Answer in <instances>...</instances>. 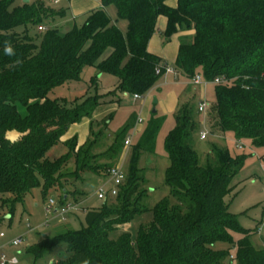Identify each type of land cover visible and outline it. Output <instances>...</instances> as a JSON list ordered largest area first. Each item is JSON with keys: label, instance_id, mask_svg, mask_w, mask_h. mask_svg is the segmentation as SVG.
Instances as JSON below:
<instances>
[{"label": "trees", "instance_id": "trees-1", "mask_svg": "<svg viewBox=\"0 0 264 264\" xmlns=\"http://www.w3.org/2000/svg\"><path fill=\"white\" fill-rule=\"evenodd\" d=\"M14 2L0 0V194H12L13 205L36 186L45 198L61 189L60 207L67 204L66 182L87 169L99 139L79 143L73 136L65 141L67 153L54 159L46 155L72 124L92 115L99 96H89L81 104L76 99L73 106L50 98V91L80 79L83 69L92 66V82L110 73L118 83L109 92L144 97L165 73L162 58L148 47L161 17L166 19L163 33L168 40L183 33L176 74L191 81L200 74L215 92L205 115L190 101L178 108L175 126L165 138L168 195L152 207L146 204L149 190L138 163L143 148L139 142L131 149L117 195L108 197L102 208L86 209L81 228L45 235L26 253L38 260L65 247L67 256L51 264H226L232 254L214 248L220 241L236 246L232 258L237 264H264V242L253 244V230L239 224L226 201L246 155H234L213 143L202 165L194 148L203 116L211 133L231 132L235 139L264 147V0H177L176 6L167 0H101V7L90 10L82 24L74 22L64 34L44 24L64 17L65 9L53 10L43 0ZM110 5L117 10V20L127 21L126 32L107 12ZM20 26L22 32L16 30ZM32 28H37L33 34ZM5 41L15 55H4ZM92 128L90 123V134ZM12 130L21 135L13 136ZM125 138L117 136L103 155L115 159ZM72 159L76 169L68 171ZM115 166L102 164L97 171L106 169L109 174ZM146 211L152 212V219L139 226L135 237L131 232L111 236L118 224ZM235 233L241 235L237 240Z\"/></svg>", "mask_w": 264, "mask_h": 264}, {"label": "rangeland", "instance_id": "rangeland-1", "mask_svg": "<svg viewBox=\"0 0 264 264\" xmlns=\"http://www.w3.org/2000/svg\"><path fill=\"white\" fill-rule=\"evenodd\" d=\"M37 0H29L35 2ZM42 1V0H38ZM53 10L65 9L66 15L56 18L44 24L47 28H57L64 34L76 22L82 24L89 10L96 4H102L101 0H43ZM172 1V0H167ZM24 0H15L14 6L22 4ZM109 9V8H108ZM107 9V11H108ZM111 15L117 16L114 6L110 7ZM161 19V18H160ZM160 27V21L158 24ZM45 28V27H44ZM23 27H17L18 32L23 31ZM39 29V27H38ZM37 28H32L33 34ZM158 50L161 51L165 45H172L180 38L168 40L163 31L159 29ZM169 54L171 56H169ZM162 62L168 67L175 69V57L171 53L162 54ZM96 74V69L86 66L78 80L65 82L54 87L49 97L60 101L67 100L69 105L82 103L89 96L98 95L96 105L90 117L83 118L78 123L72 124L67 130L62 140L54 145L48 152L47 157L54 159L68 152L65 141L77 136L79 143L90 138H98L92 155L88 160L87 169L80 171L79 178H72L66 182V189L70 191L68 202L75 205L70 213L64 216L55 214V208L60 207L61 189L51 190L45 198L41 186L32 188L22 201L12 204V194H0V233L5 236L0 238L2 251L8 256L16 255L18 264H51L52 261L60 257L67 256L65 247L60 246L52 252L44 255L38 260L26 253V249L31 248L45 235L54 236L62 233L67 228L79 229L85 225V210L90 208H102L105 200L97 197L98 190L105 186L109 189L113 186L109 174L105 170L97 171V167L102 164L114 163L121 166L125 172L128 171L131 157V149L139 142L143 148L140 151L139 167L143 168L145 179L144 186L149 190L145 200L149 207H152L159 199L170 193V188L166 184V170L170 160L165 148V138L167 133L175 126V116L179 106L190 101L195 108L201 101L207 102L208 106L215 101L213 84L195 85L191 80L183 75H179L177 80L166 81L160 87L152 88L144 97L134 99L130 93L114 90L118 77L110 73H102L97 82H92V76ZM164 81V80H163ZM155 98L158 100L155 103ZM156 109V111H154ZM24 112V108L20 107ZM208 112V110H207ZM204 115V114H202ZM204 117L201 130H208V137L201 139L198 135L194 139V148L198 154L199 163L204 165L209 157L211 145L216 143L223 147H228L234 155L245 154L246 159L241 170L233 179L234 190L226 197L230 212L234 213L241 226L253 230L251 237L253 244L261 246L264 242V147H255L249 139H240L243 147L236 146L234 134H213L209 131V123ZM90 123L93 133L90 134ZM100 131V132H99ZM100 133L98 137L95 134ZM130 137V146L124 143L123 150L116 155L115 159H109L103 155L113 144L117 136ZM220 135V136H219ZM126 139V138H125ZM118 160V161H117ZM117 161V162H116ZM76 166L74 159L69 162L68 171H74ZM50 199L55 204L53 209H46ZM76 202H78L76 204ZM65 217V218H64ZM152 219V212L146 211L135 215L130 221L118 224L111 232L112 237H116L123 232H131L135 237L140 225L148 224ZM241 235L234 234L235 240ZM15 238H22L20 246H12L10 242ZM216 249H229L232 256L235 255L236 246L224 242H216ZM226 264H237V261L228 257Z\"/></svg>", "mask_w": 264, "mask_h": 264}, {"label": "built area", "instance_id": "built-area-1", "mask_svg": "<svg viewBox=\"0 0 264 264\" xmlns=\"http://www.w3.org/2000/svg\"><path fill=\"white\" fill-rule=\"evenodd\" d=\"M58 1V0H56ZM44 27H42L43 29ZM161 68L157 69V73H160ZM174 69L166 66L165 68V73H169V72H173ZM220 80L217 79L215 82H219ZM192 83L195 85H202V84H207L206 80L200 75L197 74L193 80ZM134 99H140L141 97H143L142 95L139 94H134L133 95ZM207 108H208V104L205 101H201L198 103V110L199 112L203 113L204 115L207 112ZM208 137V130H202L200 133V138L201 139H206ZM131 138L127 137L125 140V145L126 146H130L131 145ZM236 146L239 147L240 149L243 147V145L240 143V139L236 140ZM109 177H110V181L113 182V186L110 187L109 189H105V186H102L98 192H97V197L99 199H103L106 200L108 197L111 196H115L118 193V188L119 185L123 182V179L125 178V171L124 169L117 165L113 168H111L109 170ZM55 204L53 199H50L46 209H53V205ZM75 205L67 203L66 205H63L61 207H59V209H57V214H60L62 216H64L65 214L70 213L73 209H75ZM65 218V217H64ZM5 236V234L3 232L0 233V238H3ZM23 243V239L22 238H15L10 242V245L12 246H20ZM2 245H0V264H18L19 260L18 257L16 255H12V256H8L5 252L2 251ZM232 258V255H231Z\"/></svg>", "mask_w": 264, "mask_h": 264}, {"label": "crops", "instance_id": "crops-1", "mask_svg": "<svg viewBox=\"0 0 264 264\" xmlns=\"http://www.w3.org/2000/svg\"><path fill=\"white\" fill-rule=\"evenodd\" d=\"M167 4L168 5H170V6H176V4H177V0H172V1H167ZM102 6V4L100 5V4H96V6L95 7H97V8H99V7H101ZM111 6H113V5H110V6H108L107 8H106V10L108 9V13H109V15L111 16V18L116 22V24L119 26V28L123 31V32H126V30H127V21L126 20H124V19H120V20H117V16L115 17V16H112L111 15V10L112 9H110V7ZM93 9H94V7H93ZM92 10V9H91ZM115 10H116V8H115ZM90 11V10H89ZM116 13H117V10H116ZM160 21V27H159V29H161L162 31H164V29H165V27H166V19L164 18V17H161V19L159 20ZM73 26V25H72ZM71 26V27H72ZM159 26V25H158ZM70 27V28H71ZM183 35V33H177V34H175V35H173L172 37H171V39H170V41H172L173 39H175L176 40V38L178 37V38H180L181 36ZM158 44H159V34L156 32L153 36H152V38H151V40L149 41V45H148V47H149V50L151 51V52H153V53H155V54H157V55H159L161 58H163L162 57V54L164 55V54H166L167 56H168V53H171L172 55H174V57H175V59H176V55H177V51H178V45H179V41L178 40H176V43L175 44H172V45H170V44H168V45H165V47L163 46L162 47V50L161 51H159L158 50ZM169 56H171L170 54H169ZM163 63V62H162ZM164 64V63H163ZM166 66H167V64H165ZM177 77H179V75H177L176 74V72L175 71H173V72H169V73H164V75H163V77L161 78V80H160V82L158 83V85L156 86L157 88L158 87H160L163 83H166V81H171V79L172 80H177ZM164 80V81H163ZM163 82V83H162ZM220 136V135H219ZM82 140V139H81ZM80 139H79V141L80 142H84L85 140H83V141H81ZM237 140V139H236ZM236 140H235V143H236ZM68 201V200H67ZM67 203H69V202H67ZM78 205V204H77ZM57 209L58 208H55V210H54V212H55V214H57ZM71 214V213H70Z\"/></svg>", "mask_w": 264, "mask_h": 264}, {"label": "clouds", "instance_id": "clouds-1", "mask_svg": "<svg viewBox=\"0 0 264 264\" xmlns=\"http://www.w3.org/2000/svg\"><path fill=\"white\" fill-rule=\"evenodd\" d=\"M3 52H4V55H7V56L15 55L14 48L9 41L4 42ZM85 264H87V262H85Z\"/></svg>", "mask_w": 264, "mask_h": 264}, {"label": "water", "instance_id": "water-1", "mask_svg": "<svg viewBox=\"0 0 264 264\" xmlns=\"http://www.w3.org/2000/svg\"><path fill=\"white\" fill-rule=\"evenodd\" d=\"M29 0H24V2H28ZM157 99L155 98V103H157ZM154 111H156V109H154ZM11 134L13 135V136H19V135H21L19 132H16V131H14V130H12L11 131Z\"/></svg>", "mask_w": 264, "mask_h": 264}]
</instances>
